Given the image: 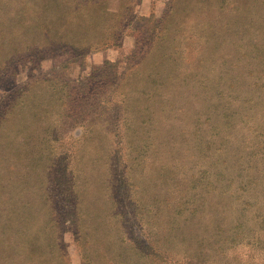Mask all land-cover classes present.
Instances as JSON below:
<instances>
[{"label":"rangeland","instance_id":"374dc122","mask_svg":"<svg viewBox=\"0 0 264 264\" xmlns=\"http://www.w3.org/2000/svg\"><path fill=\"white\" fill-rule=\"evenodd\" d=\"M75 1L83 3L85 0H0V78L3 80L0 101L9 95L6 93L13 85L18 93L28 85L29 97L26 98L30 115L20 113L3 125L8 130L30 119L15 147L18 184L0 192V239L9 244L0 247V264H161L151 260L137 262L143 239L139 219L146 221L142 236L151 238L157 246L163 244L174 249L164 242L169 214L167 208H162L164 200L158 204L157 199L164 197V193L167 195V181L178 185L177 180L183 173L186 176L196 160L189 156L187 146L197 139L194 134L196 113L200 108L197 88H192L193 78L185 80L190 88H183L186 83H182V91L174 98L175 108L168 113L160 98L148 102L141 97L140 91L150 80L147 76H139L142 81L137 90L140 91L130 96L126 113V118L137 126L134 133L121 125L120 135H115L110 132L112 126L109 128L112 115L93 113L97 106L103 105L105 98L92 100L86 115L80 109L78 114L65 113L62 108L64 92L70 82L95 76V70L106 60L117 65L109 74L112 77L117 73L118 77L127 68L141 35L154 27L167 3V0H143L145 5L138 13L139 18L126 31L118 48L71 58L57 53L56 57L39 60L35 68L29 61L23 65L19 55L24 46L39 38V28H51L53 24L67 21L63 14ZM115 3L109 2L110 7L114 8ZM142 12L146 16H142ZM70 19L67 23L72 24ZM94 19L93 15L83 17L88 23ZM71 21L77 23L81 19ZM239 23V33L223 44L224 53L230 56L228 61L224 65L221 59L213 63L214 71L228 77L235 72L264 71V0H251L249 10L241 14ZM248 25L258 29L256 38L246 31ZM240 38L252 40L259 48H255L253 57H247L239 68L231 69L239 63L236 43ZM204 75L206 78L216 76L208 70ZM3 76L7 77L5 81ZM45 79L50 81L48 91L40 94L38 91L45 88L42 83ZM10 82H14L13 85ZM250 84L245 85L248 91L252 89ZM107 93L106 97H113L112 89ZM259 98L263 103L264 89ZM18 109L14 110L16 114ZM256 110L264 115V106ZM257 113L252 114L257 117ZM139 116L144 118L139 119ZM147 117L151 118V123L141 124ZM82 118L89 121L84 128L79 126ZM218 139V136L213 138L217 148L220 146ZM128 140H135L134 145L138 147L129 148ZM200 144L206 146L205 142ZM140 149L143 151L138 154ZM5 151L0 149V155ZM226 153L230 155L229 149ZM7 160L2 158L0 167L8 166ZM164 163L167 169L170 166L168 174L161 166ZM179 187L186 186L180 184ZM257 189L259 192L260 188ZM168 194L173 201L175 194L172 191ZM258 196L262 200L260 204L264 203L262 195ZM151 200L154 203L149 202ZM234 201L229 195L214 191L205 198L203 213L208 212V206L213 213H223L218 219L219 225L230 229L235 224L233 207L237 203ZM255 207L262 208L259 204ZM157 208L161 211L157 212ZM196 222L194 215L183 225L192 228ZM155 229H159L160 234H156ZM183 237L194 250L196 238L189 231ZM172 245L181 248V244ZM250 254L253 253L249 252L246 261H250ZM215 262L222 264L217 258Z\"/></svg>","mask_w":264,"mask_h":264},{"label":"trees","instance_id":"16d2710c","mask_svg":"<svg viewBox=\"0 0 264 264\" xmlns=\"http://www.w3.org/2000/svg\"><path fill=\"white\" fill-rule=\"evenodd\" d=\"M111 1L116 2L114 8L109 5ZM142 1H75L67 7V13L63 14L67 21L64 19L66 22L53 24L51 28H39V38L34 39L29 46H24L19 60L23 65L29 61L35 68L39 60L56 57L57 53L71 58L118 48L126 31L139 18ZM250 2L251 0H167L162 16L152 29L143 32L140 42L132 51L127 68L118 77L117 73L112 77L109 74V70H114L117 65L105 61L95 70V76L89 75L70 82L64 92L65 103L62 108L65 113L78 114L80 109L86 115L92 100L99 98L101 101L105 98L103 105L97 106L93 113L102 115V112L108 114V117L112 115L109 128L112 126L113 129L110 132L120 135L121 125L128 132L134 133L137 129L136 124L126 118V113L130 96L140 91L137 90L142 81L138 79L139 76H147L150 80L140 91L141 97L148 102L160 98L168 113L175 108L174 98L182 91V83H186L183 88H190L184 81L193 78L192 88H197L200 108L194 125L197 139L187 148L189 156L196 157V160L186 176L183 173V177L177 180L178 185L168 180L167 195L164 193V197H159L162 200L157 199L158 204L164 200L165 206L162 208H167L169 214L166 234L163 235L164 242L174 249L163 244L157 246L151 238L142 236L146 221L139 219L143 239L142 250L138 249L137 262L151 260L161 264H215L217 258L222 264H264V203L260 204L262 200L258 196L261 194L264 202V115L256 110L264 106V101L260 103L259 98L260 91L264 89V71L235 72L228 77L214 71L216 66L213 65L217 59H221L223 65L228 61L230 56L224 53L223 44L239 33V19L241 14L249 10ZM91 15L95 17L92 23L83 20V17L89 18ZM69 17L72 20L80 18L81 21L75 23L70 19L72 25L67 23ZM142 20L146 22L145 19ZM246 31L250 32V37L253 35L256 38L258 29L248 25ZM255 48L259 47L252 40L240 38L236 43L239 63L234 64L231 69L239 68L247 57H253ZM207 70L214 72L216 76L206 78L204 72ZM152 71L156 72L152 74ZM196 74L198 78L195 77ZM3 78L5 81L7 77ZM2 82L0 78V85ZM13 83L10 82V85ZM42 83L45 88L38 91L40 94L48 91L50 81L45 79ZM246 83L252 84L250 91L245 88ZM110 89L113 97H106L107 90ZM28 91V85L20 93L16 92L13 85L9 93H6L9 95L5 96L3 102L0 101V149L6 150L5 154L0 155V161L2 158L8 159V166L0 167V192L18 184L15 147L18 144L17 138L24 134L22 130L29 125L30 119L27 118L24 123L20 122L18 126L8 130L3 125L16 119L20 113L30 116L27 111ZM16 107H19L17 114L14 112ZM144 110H147V106H144ZM252 113H257V117ZM150 121L151 118L147 117V121H142L141 124L151 123ZM84 124L89 125V121L86 118L80 119L79 126L84 128ZM215 136L219 138L218 148L213 142ZM134 141H127L129 148L136 146ZM201 142H205L206 146L202 147ZM222 148H226L225 151H221ZM227 149L230 155L226 153ZM142 151L140 149L138 154ZM161 166L168 174L170 166L168 165V169L166 163ZM180 184L186 187L181 188ZM257 188H260L259 192ZM171 191L175 194L173 201L169 197L170 193L168 194ZM214 191L229 195L237 203L233 207L235 224L230 229L219 225L218 219L222 218L223 213L211 212L210 206L208 212L203 213L205 198ZM149 202L154 203L153 200ZM258 204L261 209L255 207ZM160 211L157 208V212ZM194 215L197 222L191 225L192 228L184 226L185 221ZM188 231L196 238L194 250L183 237ZM155 232L160 234L159 229H155ZM177 237L180 238L178 242ZM172 243L181 244V248H175ZM5 245L9 244L5 243V239H0V247ZM249 252L253 254H250V261H246Z\"/></svg>","mask_w":264,"mask_h":264},{"label":"crops","instance_id":"0c3cea01","mask_svg":"<svg viewBox=\"0 0 264 264\" xmlns=\"http://www.w3.org/2000/svg\"><path fill=\"white\" fill-rule=\"evenodd\" d=\"M144 5H145V2L142 1V3H141V7H140L141 10H143ZM148 14H149V12H148ZM142 16H146V14L142 12ZM106 61H111V62H113L112 60H106Z\"/></svg>","mask_w":264,"mask_h":264}]
</instances>
